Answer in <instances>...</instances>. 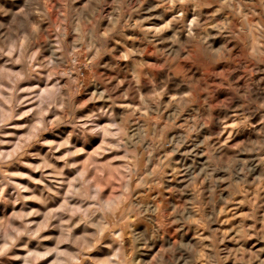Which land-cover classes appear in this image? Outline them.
Returning <instances> with one entry per match:
<instances>
[{
  "label": "rangeland",
  "instance_id": "obj_1",
  "mask_svg": "<svg viewBox=\"0 0 264 264\" xmlns=\"http://www.w3.org/2000/svg\"><path fill=\"white\" fill-rule=\"evenodd\" d=\"M118 1L120 13L113 25L111 0H0V40L10 29L13 34L25 33L38 23H51L47 35L64 63H57L59 68L50 72L59 71V84L65 86L64 92H72L74 104L79 105L74 112L49 109L16 118L36 107L29 103L15 108L10 126L3 129L11 135L0 137L5 141L0 143V153L6 154L2 158L6 162L0 163V264H20L21 254L27 255V264H52L55 252L79 253L78 260L66 259L64 264H106L112 255L95 259L103 242L93 246V233L86 237L77 233L73 240H61L57 233L71 231L77 220L81 224L86 219L78 211L80 198L68 196L71 182L85 170V179L94 182L102 199L124 197L121 211L109 217V226L126 232L124 247L130 261L137 262L149 244L134 246L132 232L150 237L152 225L158 238L142 264H157L159 257L164 264H174L172 253L166 250L179 245L197 249L195 257L183 249L176 253L192 264H264V5L261 0H167L157 8L190 10L193 21L197 17L204 27L192 25L198 31L188 42L167 36L159 44L152 43L147 21L137 18L141 14L138 0ZM78 11L87 19L74 18ZM13 15L25 18L27 27H18ZM72 20L79 24V32L72 30ZM58 24L67 28L65 44L58 36ZM205 36L209 37L202 41ZM43 37L29 38L28 53H35V59H46L34 46ZM19 57V52L0 56V117L8 114L16 99L30 95L27 91L17 95L16 90L35 89L29 79H35L36 69L34 76L17 80L22 67ZM60 70L71 72L76 83L60 76ZM39 82L42 89V77ZM142 98H147L146 107H141ZM110 107L118 110L116 123L123 120L125 130L138 132L137 139H142L133 149L135 159L129 157L131 163L114 159L123 152L99 151L102 137L89 141L90 133L74 125ZM58 117L61 122L55 123ZM105 117L111 122L103 124L112 123L111 116ZM66 141L68 147H63ZM176 143L182 146L174 152ZM78 149L84 152L69 163L79 167L70 172L59 157ZM46 164L53 167H42ZM126 165L133 167L127 194L123 192ZM60 169L62 175L55 176L54 170ZM49 175L62 178L57 190L47 187ZM163 180H167L165 189ZM139 197L158 208L151 225L135 204ZM129 205L135 214L122 215ZM97 214L102 216L96 213L93 218ZM189 217L191 222L184 223ZM25 229L35 235L17 238ZM163 234H167V247L162 244ZM104 240L112 243L107 234ZM34 245L46 255H33Z\"/></svg>",
  "mask_w": 264,
  "mask_h": 264
},
{
  "label": "clouds",
  "instance_id": "obj_2",
  "mask_svg": "<svg viewBox=\"0 0 264 264\" xmlns=\"http://www.w3.org/2000/svg\"><path fill=\"white\" fill-rule=\"evenodd\" d=\"M89 3H91V0H89ZM262 5H264V0H261ZM87 9V6H86ZM85 9V10H86ZM43 15V14H42ZM74 18L80 19L81 21L86 20L87 17L83 15V11H78L74 13ZM193 26L197 28L204 27L203 25L199 24L198 20L193 21ZM0 27H3L2 24H0ZM31 28V26H29ZM258 27V26H257ZM36 29L32 28L31 31H27L25 33H21L19 30H17L14 34L12 33V30H9V35L5 36L3 40H0V56L2 55H11L13 52H19V62L23 65V68L21 69V73H17L16 77L17 80L20 78H29L31 76V73L34 71L33 67V61L35 59V53H28V48L25 46L26 43H30V37L33 35ZM160 31V30H157ZM189 34L191 35V29H189ZM208 37H202L201 40H207ZM10 63H16L17 60H10ZM41 67L46 68L47 70L51 71L52 69L59 68V65L55 63V61L50 57L46 61H43L41 63ZM61 75H68V73L62 72ZM16 81H13L15 83ZM73 83H76L73 81ZM64 85L57 84L53 87L45 89L43 92H38V90L35 89H23V90H16V94L19 95V91H27L30 93L29 96L24 97L23 99H16L14 102V106H10L8 114L4 115L3 117H0V137L11 135V133H6L3 131L5 127L10 126L8 124V121L12 119L11 113L14 111L15 108H19L21 106H24L26 104L32 103L36 104V107L29 110L24 111L19 114L18 119H22L24 117H27L34 112L43 113L49 109H59L61 112L67 111L70 108L75 111L76 108L79 107V105L74 104V95L69 90L68 92H64ZM93 98H96V94L93 93ZM100 99L103 98V95L101 94ZM9 99H12L11 97ZM147 98H142L141 100V107H146L145 101ZM91 102V100L89 101ZM3 109L0 108V112H2ZM108 115L111 116L112 123L110 124H101L97 121V117L99 115ZM55 115V113H54ZM117 117L111 113V111L102 112L99 114H93L91 116L86 117L84 120L79 121L75 124L76 127H79L81 130L85 131L86 133H90L93 136H101L103 139V143L101 144V150L103 152H123L122 156H117L114 159L117 160H125L129 161V157H132L133 160L135 159V153L133 149L138 148L140 144L142 143V139H137V137L140 135L138 132H132L129 134V131H126V125L125 122L122 120L119 124L116 123ZM61 119L58 117L55 123H60ZM23 127H27V125H24ZM5 141L0 140V143H4ZM63 147H68L67 141L62 145ZM182 146L181 143H176L173 147V151H178L179 148ZM84 152V149H78L76 151L68 152L66 155L59 157V159L63 160L65 163V167L72 169V168H78L79 165L76 163H69V160L77 155H80ZM97 153H93V156H95ZM6 154L0 153V163L6 162L2 158ZM111 162H109L110 164ZM131 163V161H129ZM42 167L52 168L53 166L51 164L43 165ZM93 168H95V165H92ZM124 172L127 175V180L125 181V185L123 188V192L125 194L129 193L130 187L129 184L131 182V174L133 172V167L125 166ZM63 173V169L60 170H54L55 176H61ZM16 175H23L20 173H17ZM87 176V170L84 172H81L75 180H73L72 183V190L68 193L69 197H76L78 196L80 198V205L78 208V211L85 216V220L83 221L86 224H90L92 226H95V221L93 220V217L96 215V213H101V222L102 226L98 227L95 234L92 236L93 246L97 242H103L105 239V235L107 234L108 238L112 241V243L107 244V247H112L113 244H118L119 247L115 249V255L109 258V260L106 262V264H142V262H132L129 260L126 249L124 248V230L121 229V232L119 234H116L113 232L112 228L109 226V217H114L118 211H120V205L124 202V197H118L115 198L112 201L104 200L101 198L100 191L98 188L95 187L94 182L90 179H85ZM31 179V177H29ZM59 183V181H57ZM76 185H79V188L76 187ZM27 191V189H24ZM49 191H52L49 189ZM32 199H36L35 197H32ZM87 201H92L93 203L87 204ZM157 210L153 209V213H155ZM32 213H28V215H31ZM128 214H135L133 211V206L129 205L127 209L124 210L122 215H128ZM146 213L141 212L140 215H145ZM208 220H211V217L208 218ZM175 223H181L182 221L177 220L174 221ZM184 223L191 222V218H187L183 221ZM63 223V221H62ZM22 234H28L31 236H34L35 233H28L27 229L24 230L23 233H17V238L19 235ZM150 237L147 233H145L142 237L139 236H133V244L134 246L136 244H144L147 245L150 243ZM183 249L184 251H188L193 254V256H198L197 249L195 247L191 248H185L184 245L179 246H172L166 251L172 253L174 264H180L181 260L184 261V264H192V261L190 259H185L183 255L177 256L176 253ZM55 251V249H53ZM31 255V253H29ZM64 253H60V256H64ZM79 255V253L77 254ZM53 264H64V262L60 259H56L53 261ZM157 264H164L162 257L158 258Z\"/></svg>",
  "mask_w": 264,
  "mask_h": 264
},
{
  "label": "bare ground",
  "instance_id": "obj_3",
  "mask_svg": "<svg viewBox=\"0 0 264 264\" xmlns=\"http://www.w3.org/2000/svg\"><path fill=\"white\" fill-rule=\"evenodd\" d=\"M129 1V0H128ZM173 1H178V0H173ZM218 1V0H217ZM118 0H111V6L109 7V11H110V21L112 23L110 24H113L115 25L116 22H117V19L119 17V6H118ZM136 2V1H135ZM138 4H139V13H141L137 18L138 19H141L143 18L142 20H144L149 28V31L151 32L152 35H150V39H152V43H156V42H163L164 39H167V36L169 37H174V36H178L177 39L179 38L180 41H187L192 37L194 36V34L196 35V29H192V25H193V14L190 13L189 11L187 10H184L183 9L180 11L177 7H169V9H165V6L164 8H157L159 4H162L164 2L167 3V0H138L137 1ZM126 3V2H124ZM173 3V2H172ZM171 3V4H172ZM128 4V3H127ZM137 4V3H136ZM137 4V5H138ZM184 5V4H183ZM138 6H136L137 8ZM185 7V5H184ZM8 9V8H7ZM2 11V10H1ZM45 11V10H44ZM12 12V11H11ZM8 13V12H7ZM45 13V12H43ZM108 13V12H107ZM138 13V12H137ZM180 13V15L178 14ZM96 14V13H95ZM195 14V13H194ZM102 15V14H101ZM137 15V14H136ZM197 15V14H196ZM45 16V14H44ZM46 16L48 17L47 13H46ZM128 16V15H127ZM199 16V15H198ZM134 18V17H133ZM136 18V17H135ZM136 18V19H137ZM209 18V17H208ZM196 19L198 20V18L196 17ZM206 19V18H205ZM14 22H17L18 24V27H20L21 29H24L25 27H27V23L28 21L23 18V17H20L19 15H13V19H12ZM141 20V22H142ZM63 21H66L65 20V17H64V20ZM189 21V24L187 25L189 28L187 29L188 31H184V24L187 23ZM51 23L50 22H45V23H38L34 29L35 32L33 33V35L31 36L32 39L34 38H37L39 36V34H43L44 37L42 38L43 39V42H38V43H35L34 46L35 48H37V51H42L45 56H46V59H34L33 61V67L34 69H36V76H34V78L36 79H32V77L29 79V85H31L30 87H33L35 89H38L39 92H43L45 89L47 88H50V87H53L57 84L58 80H59V71H53V72H50L49 70H47L46 68L44 67H41V63L43 61H46L47 59H49L50 57L55 61V63L59 64L61 61L64 63L63 60H60L57 56H56V53L54 51V47L52 45L53 41L50 39V37L47 35L48 34V28L50 27ZM71 25H72V30L74 32H79L80 30V26L78 23L74 22V20H72L71 22ZM146 26V25H145ZM146 26V27H147ZM194 27V26H193ZM187 28V27H185ZM189 29H191V35L189 34ZM157 30H160V31H157ZM196 30V31H195ZM57 31H58V36L61 38L62 40V43L65 44L66 43V36H67V28L65 25H62V24H58L57 26ZM260 32V31H259ZM259 32H257L259 34ZM208 33V32H207ZM150 34V33H149ZM201 33H199L200 35ZM202 35V34H201ZM200 35V36H201ZM207 35V34H206ZM213 35V34H212ZM41 36V35H40ZM209 37V36H207ZM248 37V35H247ZM196 38V37H194ZM149 39V40H150ZM193 39V38H192ZM195 42V41H194ZM123 43V42H122ZM159 44H155V46L157 48H161V47H158ZM234 44V43H233ZM241 44V43H240ZM32 45V44H31ZM143 45V44H142ZM25 46L28 48L29 50V45L28 43L25 44ZM151 46V45H150ZM161 46V45H160ZM164 47V46H163ZM168 47V46H167ZM183 47V46H182ZM219 47V46H218ZM227 48V47H226ZM252 48V47H251ZM154 49V48H153ZM167 49V48H166ZM184 49V48H183ZM225 49V48H224ZM125 52V51H124ZM169 53V52H168ZM18 58V57H17ZM208 59V57H207ZM108 61V60H107ZM260 63V61H259ZM62 64V63H61ZM262 64V63H261ZM199 66V65H198ZM130 67V66H129ZM203 67V66H202ZM5 68V67H4ZM23 68V65L22 67H20L18 70L19 72L18 73H21V69ZM117 68V66H116ZM195 68V67H194ZM58 70V69H57ZM12 72L11 69H9L8 72ZM10 72V73H11ZM64 72V73H68V75H61V73ZM60 70V76H63V78H65L67 81H70V82H73V77H72V74L71 72L69 71H62ZM147 73V72H146ZM148 74V73H147ZM134 75V74H133ZM149 75V74H148ZM43 78L44 80V87L41 89L42 85L40 86V77ZM190 77V76H189ZM136 79L138 80L137 76H136ZM180 79V78H179ZM48 80L49 83H48ZM135 81V80H134ZM189 81V80H188ZM136 82V81H135ZM143 87V86H142ZM141 87V88H142ZM178 88V87H177ZM173 89V88H172ZM137 90H140L139 88ZM181 91V90H180ZM138 93H141V92H138ZM183 95V94H182ZM92 96V95H91ZM185 100V99H183ZM101 104V103H100ZM98 108V107H97ZM119 109V108H118ZM176 109V108H175ZM109 111H111V113H113L114 115H116L118 113V110L115 109V107H110L108 109ZM160 110V108H159ZM122 111V110H120ZM172 112V111H171ZM122 113V112H121ZM2 115V114H1ZM118 115V114H117ZM142 115V114H141ZM173 115V114H172ZM106 115H102L100 118L97 119V121H94V122H99L101 124L103 123H107V122H111L110 119H108L107 117H105ZM108 116V115H107ZM120 116V115H119ZM171 116V115H170ZM31 117V116H30ZM109 117V116H108ZM182 117V116H181ZM38 118V117H37ZM39 119V118H38ZM61 119V118H60ZM82 121V120H81ZM132 123V122H131ZM75 125V124H74ZM133 127V126H132ZM139 128V127H137ZM141 128V127H140ZM144 128V126H143ZM192 128V127H191ZM227 129V128H226ZM30 131V130H29ZM64 131V130H63ZM25 133V131H24ZM175 136V135H174ZM93 135L89 134V137L87 138V140L89 141H92L93 140ZM49 142V141H48ZM8 143V142H7ZM16 143V142H15ZM56 144V143H55ZM55 146V145H54ZM10 149V148H9ZM6 150V149H5ZM11 150V149H10ZM99 151H102L101 150V146L98 148ZM39 151V150H38ZM34 152V151H33ZM36 152V151H35ZM97 152V151H96ZM95 152V153H96ZM5 153V151H4ZM7 153V151H6ZM101 156V155H100ZM192 159V158H191ZM50 161V160H49ZM94 163V162H93ZM114 165V164H113ZM55 166V165H54ZM45 169V168H44ZM95 170V169H94ZM70 172H72L71 169H69ZM49 172V170L47 171ZM45 173V172H44ZM48 175V174H47ZM70 175V174H69ZM29 176V175H28ZM42 177V176H41ZM41 177H39V181H42V179H40ZM49 178L50 181H47V187L51 188L52 189H55L57 190V186L61 185V183L63 182L62 178H54L53 176L51 177L50 175L47 176ZM37 178V177H36ZM44 178V177H43ZM66 178V177H65ZM98 178V177H97ZM46 179V178H45ZM103 179V178H102ZM36 180V179H35ZM34 180V181H35ZM100 180V179H99ZM57 181H59L60 183H57ZM101 181V180H100ZM15 182V181H14ZM41 182V183H42ZM44 183V182H43ZM162 189H165L166 186H167V180H163L162 182ZM17 184V183H16ZM29 185V184H28ZM46 187V188H47ZM57 187V188H56ZM40 189V188H39ZM49 190V189H48ZM42 191V190H40ZM24 194V193H23ZM22 194V195H23ZM25 195V194H24ZM24 197V196H23ZM51 198V197H50ZM62 200V199H61ZM72 204H74L72 202ZM135 204L138 205L139 209H141L142 212L146 213V218H147V221L149 222V224L151 225L153 223V220L155 219V214L157 213L158 211V208L156 206V204L153 202V201H144L142 200V198H137V201L135 202ZM61 205V204H60ZM59 205V206H60ZM61 207V206H60ZM78 207V206H77ZM137 207V208H138ZM235 208V207H234ZM153 209L157 210L155 213H153ZM121 211V210H120ZM140 211V212H141ZM225 212V211H224ZM119 213V212H118ZM122 214V213H121ZM98 215V214H97ZM117 216V215H116ZM121 217V215H120ZM42 219V218H41ZM93 220L95 221V226H92L90 224H86V223H79V220H77L75 222V224H77V227L71 231H67V232H63V231H59L57 233H59L58 237H61V240L62 239H66V240H73L76 237V234L77 233H81V234H84L83 236H87L86 234L88 233H93L95 234V232L97 231L98 227H101L102 226V222H101V215L99 214L97 218H93ZM58 221V219H57ZM118 221V220H117ZM3 222V221H2ZM54 223V222H53ZM59 224V223H57ZM61 224V223H60ZM58 226V225H57ZM132 226V225H131ZM37 227V226H36ZM71 229V228H70ZM113 229V228H112ZM121 227H118L116 228L113 232L116 233V234H119L121 232ZM58 230V229H56ZM54 231V230H53ZM136 231V229H135ZM142 231V230H141ZM225 232V231H224ZM126 234V232L124 231V235ZM128 234H131V231L128 232ZM133 236H138L136 233H133ZM142 234V233H141ZM139 234V235H141ZM226 235V234H225ZM143 236V235H142ZM150 243L147 245V249L144 250V251H141V253L139 254L138 256V259L136 258L137 262H142L144 261V259H146L148 257V253H150L153 249H154V246H153V240L157 239L158 238V231L156 228H154L152 225L150 227ZM91 239V238H90ZM127 239V238H126ZM84 240V239H83ZM131 240V239H130ZM162 244L164 246L167 247V234H163L162 235ZM50 241V240H49ZM51 242V241H50ZM34 244V243H33ZM85 244V243H84ZM88 244V243H87ZM107 245L108 244V241L104 240L102 244L98 245V252L95 254V259L97 261H101V258L104 259V256H108L110 253L111 255H115V249L119 247L118 244H113L112 247L110 248H105L104 245ZM42 245V244H41ZM155 245V243H154ZM52 246V245H51ZM203 246V245H202ZM46 248V247H45ZM125 248V247H124ZM67 250V249H66ZM65 250V251H66ZM70 250V249H68ZM31 252L33 255H38V256H44L46 255L44 252V249L43 248H40V247H37V246H33L32 249H31ZM69 252V251H68ZM60 253H64V252H55V255L53 257V261L56 260V259H60L62 260L64 263L66 262V259L68 260H72V261H76L78 260V257H77V254H75L74 252H70L64 256H60ZM19 254V253H17ZM65 254V253H64ZM208 254V253H207ZM82 257V256H81ZM212 257V256H211ZM160 258V257H159ZM52 259V258H51ZM93 259V258H92ZM107 259V258H106ZM94 260V259H93ZM20 261V264H27L28 263V257L27 255H23L21 254V257L19 259ZM151 261V260H150ZM81 262V260H80ZM85 263V262H84ZM53 264V263H52ZM75 264V263H74ZM78 264V262H77ZM82 264V263H80ZM87 264H91V263H87ZM95 264V263H94Z\"/></svg>",
  "mask_w": 264,
  "mask_h": 264
}]
</instances>
